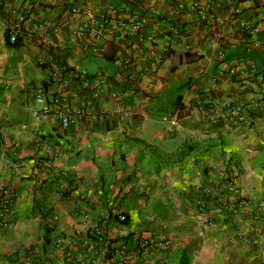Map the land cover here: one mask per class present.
<instances>
[{
	"label": "crops",
	"instance_id": "1",
	"mask_svg": "<svg viewBox=\"0 0 264 264\" xmlns=\"http://www.w3.org/2000/svg\"><path fill=\"white\" fill-rule=\"evenodd\" d=\"M257 74L264 0H0V264H116L122 247V264H264ZM40 96L83 115L36 118ZM237 106L247 122H229ZM230 164L208 224L195 190Z\"/></svg>",
	"mask_w": 264,
	"mask_h": 264
},
{
	"label": "built area",
	"instance_id": "2",
	"mask_svg": "<svg viewBox=\"0 0 264 264\" xmlns=\"http://www.w3.org/2000/svg\"><path fill=\"white\" fill-rule=\"evenodd\" d=\"M192 9L196 12L197 16H199L201 19L205 20L207 18V14L205 12V10L203 8H201L198 4L193 5ZM116 17L119 19V21H121V25L123 27H125L127 24L125 22H123L119 15H117L116 13ZM132 29L134 30H139L140 26L138 24H132L131 25ZM243 30L246 33L251 34V32L253 33L255 30L252 27H243ZM18 37V28L17 27H13L10 29V36H9V40L10 42H14L15 39ZM150 40V39H149ZM57 82L60 83V79H58L57 75H53L52 76ZM255 80L260 83L263 84L264 83V75L263 74H257L256 76H254ZM37 101L39 103H42L45 105L44 108H42L39 112L35 113V117L39 118L41 115H45L48 114L50 109L53 108V115L57 121V124L59 126V128L61 129H67L70 125L74 124L79 117H82L83 113H81V111H77L75 109L72 108H67V109H62L60 107H58V103H59V99L58 98H52L50 100V102H47L44 96H40L37 98ZM240 106H237L235 108V110L233 111V115H231L229 117V122L234 123V122H247L249 120V117L244 116L243 114H241V110H240ZM239 176V168L238 166H236L235 164H230L224 171L223 173L219 176L218 178V183L216 186H207V187H198L196 188L195 192L197 193V207L202 211H208L206 213H212L214 212V214L220 213L221 212V208L228 202V196L232 193L236 191V180ZM62 189V187H61ZM1 195L4 198L3 201L1 202V204H3V206L8 205L12 195H10L8 193L7 190L5 189H1ZM227 199V200H226ZM226 200V201H225ZM224 202V205H223ZM237 204H241V202L237 203ZM214 208V211L208 210L210 209V207ZM229 208V207H228ZM231 209V208H230ZM212 213L211 216V221H208V224L214 222V215ZM119 220L121 222H123L125 220V216L121 215L118 217ZM94 235L99 236V233L96 231L93 232ZM63 243L62 239H58L56 240V245L61 246ZM168 242L165 240L161 241V245L162 247H167ZM143 247V245L141 246ZM114 254L116 256L119 257L118 262H116V264H122L124 262L125 259V252H124V248H119L117 250L114 251ZM33 256L32 255V251L30 253V257ZM32 258V257H31ZM115 262H113L114 264ZM42 264V263H39Z\"/></svg>",
	"mask_w": 264,
	"mask_h": 264
},
{
	"label": "trees",
	"instance_id": "3",
	"mask_svg": "<svg viewBox=\"0 0 264 264\" xmlns=\"http://www.w3.org/2000/svg\"><path fill=\"white\" fill-rule=\"evenodd\" d=\"M9 36H10V30L8 29L5 31V39H6V43L8 46H10L11 48H14V49H18L22 46L20 37H17L14 42H10ZM177 55L180 58L181 62L193 63V62H196L197 60L200 59V57L197 55H191V54L183 53V52H178ZM59 66H60V68H63L65 71H71L70 69L65 68L62 63L59 64ZM176 106L177 107L180 106L179 102L176 103ZM126 221H127V219L125 218V220L123 222H126ZM107 250H110V249H107Z\"/></svg>",
	"mask_w": 264,
	"mask_h": 264
}]
</instances>
